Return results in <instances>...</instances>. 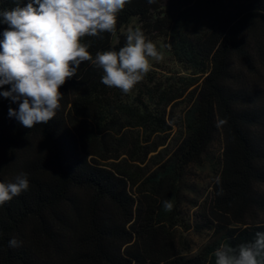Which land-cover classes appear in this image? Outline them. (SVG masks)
<instances>
[{
	"label": "trees",
	"instance_id": "1",
	"mask_svg": "<svg viewBox=\"0 0 264 264\" xmlns=\"http://www.w3.org/2000/svg\"><path fill=\"white\" fill-rule=\"evenodd\" d=\"M17 2L0 0V11ZM7 27L0 23V40ZM116 27V36L83 38L93 58L118 51L139 27L185 75L151 70L124 94L83 62L60 88L56 116L31 129L9 117L18 104L0 96V182L21 172L29 180L0 206V264H215L222 243L264 232V0H131ZM218 136L221 183L209 203L194 204L191 225L185 179L212 162ZM179 227L212 238L189 256L177 248ZM12 238L19 247H9Z\"/></svg>",
	"mask_w": 264,
	"mask_h": 264
},
{
	"label": "clouds",
	"instance_id": "2",
	"mask_svg": "<svg viewBox=\"0 0 264 264\" xmlns=\"http://www.w3.org/2000/svg\"><path fill=\"white\" fill-rule=\"evenodd\" d=\"M131 0H19L11 10L0 11V23L8 27L0 40V96L18 104L9 107L25 128L48 124L59 110L64 95L60 88L77 76L83 62L102 70L101 83L130 93L151 71L152 61L163 59V53L139 27L129 28L126 43L118 51L89 52L85 37L102 33L116 36L118 14ZM149 4L156 0H147ZM226 123L219 120L217 126ZM219 185L221 178L216 177ZM29 180L21 172L13 181L0 182V206L28 190ZM222 189L217 195H222ZM166 212L173 203L163 202ZM16 238L9 247H19ZM215 264H264V232L257 231L254 240L232 247L222 243L213 253Z\"/></svg>",
	"mask_w": 264,
	"mask_h": 264
},
{
	"label": "rangeland",
	"instance_id": "3",
	"mask_svg": "<svg viewBox=\"0 0 264 264\" xmlns=\"http://www.w3.org/2000/svg\"><path fill=\"white\" fill-rule=\"evenodd\" d=\"M154 44L163 53V59L160 61H152L151 70L157 72L158 76H165L167 71H175L179 72L178 75H185L184 72L179 70V67L173 61L172 57L166 52L162 43L155 41ZM185 110V104H179L174 110V117L177 120L182 119ZM174 144L175 141H171L166 150L171 152ZM221 153L222 142L220 136H218L211 147L212 162L204 168L191 167L187 173L184 183L182 210L191 225L195 224L198 220L196 216L197 212L199 213V209L194 207V204L198 203L199 205H203L205 202L209 203L211 199L213 184L220 171ZM259 191L264 194V186H261ZM175 236L178 250L180 252L187 251L185 254L191 256L196 254L211 240L212 232L208 230L197 232L193 228L186 231L179 227L175 230Z\"/></svg>",
	"mask_w": 264,
	"mask_h": 264
}]
</instances>
